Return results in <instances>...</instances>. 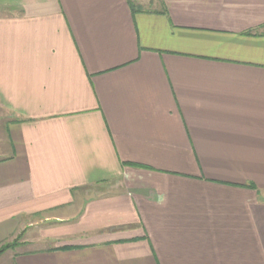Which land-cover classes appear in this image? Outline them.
<instances>
[{
  "label": "crops",
  "instance_id": "0c3cea01",
  "mask_svg": "<svg viewBox=\"0 0 264 264\" xmlns=\"http://www.w3.org/2000/svg\"><path fill=\"white\" fill-rule=\"evenodd\" d=\"M154 2L0 0V264H264V0Z\"/></svg>",
  "mask_w": 264,
  "mask_h": 264
},
{
  "label": "rangeland",
  "instance_id": "374dc122",
  "mask_svg": "<svg viewBox=\"0 0 264 264\" xmlns=\"http://www.w3.org/2000/svg\"><path fill=\"white\" fill-rule=\"evenodd\" d=\"M154 1L155 0H130V2L133 5H135L136 7H140L141 9H153V8H155L156 4ZM15 243L18 244V240H15Z\"/></svg>",
  "mask_w": 264,
  "mask_h": 264
},
{
  "label": "trees",
  "instance_id": "16d2710c",
  "mask_svg": "<svg viewBox=\"0 0 264 264\" xmlns=\"http://www.w3.org/2000/svg\"><path fill=\"white\" fill-rule=\"evenodd\" d=\"M128 3L130 4V8L132 9V11H139L141 10L140 7H136L135 5H133L130 0H128ZM16 245L15 241L11 242V243H4L0 246V254L3 253L6 249H9L11 247H14Z\"/></svg>",
  "mask_w": 264,
  "mask_h": 264
}]
</instances>
